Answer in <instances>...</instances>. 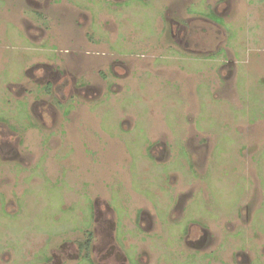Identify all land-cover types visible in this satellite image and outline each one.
Wrapping results in <instances>:
<instances>
[{
    "label": "rangeland",
    "instance_id": "obj_1",
    "mask_svg": "<svg viewBox=\"0 0 264 264\" xmlns=\"http://www.w3.org/2000/svg\"><path fill=\"white\" fill-rule=\"evenodd\" d=\"M36 1L0 0V264H41L63 246L66 264H100L82 245L106 204L130 258L195 264L188 224L223 241L227 222L244 227L243 204H264V0ZM38 10L52 21L41 42L61 51L28 37ZM42 56L68 72L50 90L34 78ZM189 190L180 223L172 209ZM258 210L247 229L264 233Z\"/></svg>",
    "mask_w": 264,
    "mask_h": 264
},
{
    "label": "flooded vegetation",
    "instance_id": "obj_2",
    "mask_svg": "<svg viewBox=\"0 0 264 264\" xmlns=\"http://www.w3.org/2000/svg\"><path fill=\"white\" fill-rule=\"evenodd\" d=\"M24 1L30 4L31 6H33L35 9L40 7L39 10H41L42 8H44L40 5L39 1H36V0H24ZM35 14L36 15H34L33 17L34 19L33 22L26 20L25 29H26V32H28L27 33L29 35L28 37L33 41V43L34 42L40 43L45 38L49 39L50 37L48 36V33H49L50 26L52 25V21H50V19H47V18L48 16H51V15L49 14L48 16H46L45 12L43 11H39V12L36 11ZM71 23L72 22L70 19V24ZM77 24L75 23L74 27L78 30L79 25ZM77 38L78 36L76 35V37L73 38L74 40H69V42H71L72 44H75L77 41ZM37 47H39L41 50H45V51L51 50L52 52H56V53L61 51L58 45L57 46L53 45L52 48L54 50H52L51 46H48L47 44L45 45L43 42H41V44H37ZM63 52L69 53L68 50L67 51L63 50ZM57 65L55 64L53 65L52 61L50 60L48 63H43V64L39 63L33 66L34 78H35V74L37 73L40 74L41 75L39 77L40 82H46L48 90H50L53 87H56L57 85L56 83L59 80L61 81L63 77H67L68 72L60 71ZM35 79L37 80V78ZM73 82L75 85L73 86L74 90L77 91L78 94H81L84 90L87 91L90 87V85H86V86H82L78 88L77 80H73ZM194 201H195V195H194L193 190H189L185 193L182 192L176 197L175 204L172 210L174 213H176L175 215L177 217L179 216L178 218H180V223L187 214V211L189 209L188 208L189 204L191 202L193 203ZM98 206H102V204L95 205V207H93V210L94 208H98ZM263 206L264 204H261L256 209L255 213H253V211L249 209L248 204L247 205L243 204L237 216L242 217V214L247 215V219L246 220L243 219V224L245 228L244 227L241 228L240 226L238 227V225H236V223H234L233 221L227 222L225 226L223 227V229H226L229 232V234L226 233L227 236L223 239V241L219 240L218 236L215 234L216 232L212 230L210 223H206V221L202 222L199 219L198 220L195 219L196 224H192V225L188 224L186 226L187 228L183 234L182 240H183V243H185V246H187L188 248V251H189L188 255L190 258H192L191 261L195 264H198L199 262L200 264H202V262L203 264H255L254 258H257L258 260L257 264H259L260 259L263 260L262 262L263 264L264 263V233H261L259 231L253 232L252 230L251 231L249 230L251 227L250 224L253 222L254 215L257 212H259L258 209H261ZM105 208L106 210H101L102 208H100L99 210L96 209V211L94 210L95 211L94 214H97L98 216V219L96 220L99 224H98V227L95 233L90 234L87 240V242L89 240L91 241L90 248L88 247L87 242L84 245H82V248H84V251H82L84 252L83 259L85 261H90L91 256H90L89 251L93 250V251H96L98 255H100V258H99L100 264H142L144 263L142 262L143 258L141 256L139 257V259L137 258L136 260H133V258H130L128 254L123 252L121 247L117 244L118 241L122 240L123 238L127 239L129 236V232L126 231L125 227H122V230H124V232L119 237V227H117L116 224H114L113 220H111L110 217L106 218L107 215L105 213L108 214L110 212H113L114 215L116 214L114 210L112 209V207L110 206V204H106ZM244 210H245V213H244ZM145 216L146 214L144 212L140 214L139 216L140 226L143 227V223L147 221V224H149L148 228H150V225L152 224L151 218L147 215L146 217L149 220H146L144 218ZM240 230L241 232L245 231L247 235H248V232H250L251 235L259 239V242L255 241V237L251 239V237L249 236L246 237L247 235L245 236V238L240 240L239 238L241 236V233L239 232ZM233 235H237L236 240L241 241L243 244L234 248L232 245V242H233L232 240H234ZM98 247L100 248L97 251ZM229 248H230L229 251L231 253L228 252ZM253 248H254V251L252 250ZM66 251H67L66 246H63L62 251L59 255L53 254L50 258L46 257L41 261V264H66L68 259H71L74 257L71 255L70 252L68 253ZM77 258L82 259L81 256H76L75 259Z\"/></svg>",
    "mask_w": 264,
    "mask_h": 264
},
{
    "label": "crops",
    "instance_id": "obj_3",
    "mask_svg": "<svg viewBox=\"0 0 264 264\" xmlns=\"http://www.w3.org/2000/svg\"><path fill=\"white\" fill-rule=\"evenodd\" d=\"M125 1V0H124ZM214 15H215V17H217V18H219L215 13H213ZM3 15H5V13H3ZM3 19L5 20L6 19V17H3ZM219 19H221V18H219ZM18 30V29H17ZM19 31V30H18ZM21 34V33H20ZM22 35V34H21ZM23 36V35H22ZM39 51H41V52H44L45 54H47V52H50L51 53V50H49V51H45V50H41V49H39ZM50 56V55H49ZM48 56V57H49ZM42 57H45L46 59H48V57L47 56H42ZM54 57V56H53ZM57 56H55L54 57V59H52V57H51V59L49 58L48 59V61H46L47 63L51 60L52 61V64L54 65H57V61H56V58ZM193 192H194V195H195V191L193 190Z\"/></svg>",
    "mask_w": 264,
    "mask_h": 264
},
{
    "label": "trees",
    "instance_id": "obj_4",
    "mask_svg": "<svg viewBox=\"0 0 264 264\" xmlns=\"http://www.w3.org/2000/svg\"><path fill=\"white\" fill-rule=\"evenodd\" d=\"M215 20L218 21V22H219V21L221 22V19L215 18ZM90 242H91L90 240L87 242V245H88L89 248H90ZM87 249H88V248H87ZM88 250H89V249H88Z\"/></svg>",
    "mask_w": 264,
    "mask_h": 264
}]
</instances>
